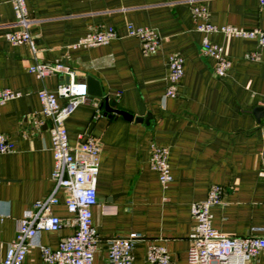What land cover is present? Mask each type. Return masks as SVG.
<instances>
[{
    "label": "crops",
    "instance_id": "1",
    "mask_svg": "<svg viewBox=\"0 0 264 264\" xmlns=\"http://www.w3.org/2000/svg\"><path fill=\"white\" fill-rule=\"evenodd\" d=\"M26 44H10L4 33L15 28L7 0H0V89L20 93L0 104V133L13 150L0 154V264L22 212L53 190L50 177L49 121L40 113L36 91L53 90L70 77L57 72L42 78L27 70L34 62H58L76 81L94 78L101 96L88 93L65 119L67 141L86 136L100 147L96 204L91 222L97 233L92 264H106L109 239L139 233L132 244L131 264H150L148 244L165 247L169 264H187L188 235L193 226L189 207L204 199L207 189L221 187L220 202L210 207L211 225L232 236H264L262 199L264 177L260 154L264 144V48L256 39L204 33L195 28L190 8L203 5L210 24L264 29V10L257 0H24ZM153 28L159 44L142 53L125 25ZM111 26L118 37L106 44L83 47L73 43L90 29ZM223 46L230 60L225 74H213V59L203 55L200 42ZM255 52V59L248 53ZM183 59L176 94L165 96L166 58ZM132 116L124 119L99 108ZM59 104L63 103L58 98ZM134 117L142 118L141 122ZM37 120L38 124H34ZM167 149L171 180L162 187L148 166L149 145ZM50 214L69 218L64 193ZM73 226L38 232L24 264H46L39 245L54 249ZM249 264H264V250Z\"/></svg>",
    "mask_w": 264,
    "mask_h": 264
},
{
    "label": "built area",
    "instance_id": "2",
    "mask_svg": "<svg viewBox=\"0 0 264 264\" xmlns=\"http://www.w3.org/2000/svg\"><path fill=\"white\" fill-rule=\"evenodd\" d=\"M13 16V30L6 31L4 38L10 44H26L34 51L33 40L28 32L29 19L26 15L24 0H7ZM260 9L264 10V0H257ZM195 28L204 33L219 32L225 36L254 38L259 47L264 48V29H242L233 26L216 27L207 20V10L203 5L190 8ZM126 35L136 37L142 53H153L158 44V33L151 27L125 25ZM118 37L111 26L90 29L73 43L75 46L90 47L106 44ZM203 55L213 59V74L221 77L230 67L223 46L211 43L206 38L200 42ZM255 52L248 53V58L255 59ZM167 78L164 95L173 97L179 78L182 75L183 59L177 53H169L166 58ZM27 70L36 77L42 78L57 72L66 74L67 82L59 83L53 90L40 88L36 95L40 104L39 113L49 121L50 151L52 169L50 177L53 190L46 197L35 201L31 209L22 212L17 221L14 236L8 243L2 264H24V257L30 240L40 231H56L63 226H73V232L59 239L57 246L51 249L39 245L42 261L46 264H92L93 253L97 243V233L91 222V207L96 204V175L100 147L97 141L86 136L82 141L70 145L64 126L65 119L73 110L88 98L86 85L76 81L72 72L58 62H34ZM20 93L9 88L0 89V104L16 98ZM58 98L63 103L57 102ZM38 124L37 120H33ZM13 150V144L0 133V154ZM148 166L157 173L159 184L164 187L171 175L167 163V149L164 146L150 143ZM260 176L264 177V144L260 154ZM64 193L63 205L69 218L62 219L50 214V207L58 203L55 191ZM221 187L212 184L208 187L204 199L190 203L189 211L193 226L188 235L187 264H249L264 250V236L226 235L211 225L210 207L220 202ZM264 212V192L262 199ZM140 238L139 233H128L122 237L109 239L106 251V264H131L132 244ZM145 259L150 264H169V255L162 245L148 244Z\"/></svg>",
    "mask_w": 264,
    "mask_h": 264
},
{
    "label": "water",
    "instance_id": "3",
    "mask_svg": "<svg viewBox=\"0 0 264 264\" xmlns=\"http://www.w3.org/2000/svg\"><path fill=\"white\" fill-rule=\"evenodd\" d=\"M85 85H86V90L87 93L92 94V95H96V96H101V89L99 87L98 82L92 78L91 76H87L85 79ZM104 111H107L108 113L114 112L116 115H121L124 119L130 120L132 118V116L122 110H117V109H113L110 108L107 105L106 99L103 97V99L100 101L99 103V108H101ZM143 119L139 118V117H134V121H139L141 122Z\"/></svg>",
    "mask_w": 264,
    "mask_h": 264
}]
</instances>
